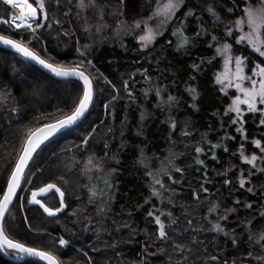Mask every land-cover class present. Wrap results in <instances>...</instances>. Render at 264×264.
Segmentation results:
<instances>
[{
    "label": "trees",
    "instance_id": "trees-1",
    "mask_svg": "<svg viewBox=\"0 0 264 264\" xmlns=\"http://www.w3.org/2000/svg\"><path fill=\"white\" fill-rule=\"evenodd\" d=\"M110 2L116 5L119 0ZM197 2L191 0L188 6L192 7ZM49 6H52L51 3ZM69 7H64L63 11ZM147 10L145 8L144 12ZM10 13L11 7L0 2V20H10ZM204 15L208 21L207 26L211 28V18L206 12ZM57 17L64 24L63 29L56 25L50 34L46 29H41L44 38L39 42L32 41L36 45L35 50L41 52L49 62H53L52 57L71 59L77 51V40L83 43L71 19L64 17L62 12L57 13ZM66 30L69 31L68 36L64 35ZM196 30V22H193L186 34L194 35ZM72 32L75 35H71ZM216 32L222 33L223 25ZM18 33L25 34V30L0 24V35L19 39ZM25 35L31 37L30 32ZM28 38L24 39V43H28ZM169 39L175 40L171 37V28L144 51L139 50L133 36L124 38L121 44L105 43L88 51V59L94 65L86 69L93 77V104L79 124L51 138L34 155V160L25 172L26 179L32 183L22 180L21 188L9 206L15 215V221L9 222L14 223L15 227L11 232L8 231V225L5 229L11 239L40 250L52 251L59 256L62 264H85L87 257H83L84 251L96 259L98 264H105V261L110 264H139L142 260H156V264H163V257H147L143 254L146 243L151 244L155 239L153 232L157 226L148 216V211L153 210V206L157 207L158 202L151 195L150 177L146 175L144 167L137 165V161L143 149L147 158L155 159L152 166L156 167L158 160L167 157L170 151H175L182 153L175 163L183 169V176L172 173L173 178L178 180L175 185L167 177H162L165 184L175 189L174 195L167 193L172 196L174 204L166 205V209L178 218L181 228L185 226L186 219L191 218L194 226L203 225L206 229L211 225L203 217L208 215L212 205H217L221 213L235 209L223 222L227 237L210 231L189 232L188 236L190 238L195 235L204 242L201 248L206 246L208 249L204 257L206 264H216L208 259L212 254H216L221 262L227 260V264H233L234 259L247 254L250 242L247 240L245 222L252 221L253 232L264 229V216L261 215L264 209V173L249 178V169L238 156L241 135L235 131V126H229L227 117H223L225 125L221 128L220 119L230 101L214 81V73L220 70L219 60L203 64L202 70L196 73L197 79H190L193 75V62L199 64L201 59L214 55V50L207 47L210 37H204L194 47H189L187 54L184 50L175 51L168 45ZM243 51L250 54V49ZM251 55L256 56L254 53ZM146 78L154 81L151 85L153 89L147 97L141 93L145 89ZM105 81H111V84ZM124 81H128V91L132 92L133 98L128 97ZM77 85L82 86L72 80L57 81L18 55L0 49V97H4L7 92L12 93L6 101L0 103V198L7 188L6 180L22 153L23 141L29 129L49 122L50 118L44 113H55L56 117H60L62 113L59 109L70 103L69 97L74 96ZM189 85L195 86L199 92L196 101L187 91ZM157 88L160 89L159 97L156 95ZM169 94L176 98L177 103L171 108L167 104L162 108L157 107L161 100L167 101ZM11 108L18 111H9ZM35 117H40L39 121ZM170 118L177 123L175 132L169 126ZM246 120L248 140L244 149L248 155L253 152L257 154L259 151L251 141L264 137V129L257 127L258 120L254 123L251 113L247 114ZM186 123L192 133L188 137L181 135V129ZM138 132L142 134L138 135ZM226 133L236 139L225 140ZM204 136L212 144L220 143V147L212 150L217 160L210 158L212 152L208 151L210 145L202 141ZM85 139L89 140L88 145L83 143ZM104 142L109 144V157L118 154L119 162L112 161L116 171L111 177L113 187L110 192L103 178L91 183L89 188L94 187L98 195L90 203L87 178L80 174L81 162L90 156L95 160L103 157ZM197 145L204 148V153L199 157L204 165L196 163L194 148ZM224 146L228 147L227 152L223 150ZM229 168L232 170L228 171L227 176L219 174ZM241 169L244 170L246 181H250L246 182L244 189L239 187ZM59 177H63V180ZM225 179H230L231 183L225 184ZM47 183H54L65 191L70 208L80 209L77 216L67 215L70 209H66L56 217H49L38 205L27 203V193ZM201 185L208 191L203 192ZM253 186L254 192L246 190ZM25 189L27 192L24 193ZM195 192L199 193V201L195 198ZM105 195L107 210L101 213L98 211L97 200ZM109 195L112 200L107 203ZM19 198H22L23 208L18 207ZM38 199L53 207L59 204V195L54 191ZM146 200L151 202L145 203ZM245 204H251L252 208H246ZM5 215L7 218L9 214ZM25 217L31 221V225L24 220ZM212 218L215 219L214 216ZM162 220L168 223L166 217ZM233 235H236L238 241L235 247L230 239ZM60 237L70 240V245L61 248ZM93 245L100 251H93ZM152 250H155V246ZM5 255L11 259L21 258L14 253ZM0 264L43 263L32 259L14 262L0 253Z\"/></svg>",
    "mask_w": 264,
    "mask_h": 264
},
{
    "label": "snow or ice",
    "instance_id": "snow-or-ice-1",
    "mask_svg": "<svg viewBox=\"0 0 264 264\" xmlns=\"http://www.w3.org/2000/svg\"><path fill=\"white\" fill-rule=\"evenodd\" d=\"M4 5L11 7H19L21 15L19 20L15 16L9 20L4 18L0 20V24L12 27L15 25L17 29L23 28L26 33H31V37H26L25 34L18 33L19 39H14L9 35H0V44L5 47L15 50L23 58L34 61L35 63L47 69L53 76L69 80L75 78L77 81H82V86L77 85L74 96H70V103H66L64 108H60L62 113L60 117H56L55 113H44L50 120L47 123L30 128L27 132L26 139L23 141L22 154L19 156L14 170L6 180L7 190L3 192L0 198V252L5 254H15L17 257H33L38 261H44L46 264H62L59 256L52 251L40 250L35 246H27L25 243L18 242L11 239L6 234V225L8 231L11 232L15 224H9L10 221H15V215L11 213L9 206L13 203V197L17 195V189L21 188V181L31 184V180L25 177V169L29 168V162L34 160V154L41 145L49 140L50 137L59 133L61 130L70 129L76 125L78 121L89 111L90 106L93 104L94 97V82L91 73H87L86 69L94 67L92 61L87 59L86 52L90 45H84V51L77 48L80 59L73 62L72 66H65L58 62L52 63L45 59L41 52L35 50L36 45L32 43L33 40L39 42L44 38L41 29H51L53 23L63 29L64 24L57 17V13L62 12L66 18H72V9H75V19L82 20L81 27L86 33H91L95 28L97 33L102 32L105 28L112 27L108 18H115V31L119 35L131 34L134 38L138 39L141 50L149 49L157 40L158 36H163L165 30L171 25V37L175 38L168 40V45L172 46L175 51H187L189 47H194L199 40L204 37H210L207 41V47L214 49V55L208 59H201L200 63L193 62L191 65L193 75L191 80H196V73L202 70V65L212 64L213 61L219 60L220 70L214 73V81L220 86L219 90L224 96H227L230 103L223 111L221 116V128L224 127L225 121L223 117L228 118L229 126H235V131L242 137L240 147L238 149L240 159L243 164L251 165L248 170V176H254L257 173H264V167H257V161L264 165V143L261 139H253L251 144L255 149H259V155L255 152L251 156L245 154L244 144L248 140L247 129L245 127L247 114H252L253 122L258 120L257 127L264 129V0H198V2L189 7L188 4L191 0H147L148 14L144 15L145 4L140 3L138 0H119V6L113 5L110 0H22V3L17 4L16 0H0ZM51 3L52 6H49ZM33 5H36L35 7ZM71 6L67 11H63L64 7ZM211 18V28H209L208 21L205 19L204 13ZM131 17V19H128ZM139 17V18H137ZM95 19V25L90 24V20ZM51 20V22H50ZM43 21V22H41ZM196 22V31L194 35H187L189 26ZM223 25V32L217 34L216 30ZM64 35L68 36L69 31H64ZM71 35H75L72 32ZM28 38V43H24V39ZM79 44V41H77ZM31 45V46H30ZM250 49V54H245L243 50ZM46 50V49H45ZM251 53L256 54L255 57ZM96 79H99L98 77ZM71 82V81H69ZM106 84H111V81H105ZM124 89L127 91L129 98L132 97V92L128 91L129 83L124 81ZM232 89V92H229ZM187 91L192 96L193 101H196L199 92L195 86L189 85ZM147 95V92H145ZM157 97L160 96V89L156 90ZM12 96V93L7 92L4 97H0V103L7 100ZM177 103L175 97L169 94L167 101L161 100L157 107L162 108L165 104L171 108ZM194 106V105H193ZM107 108V106H105ZM65 108L68 109L65 112ZM9 111H18L16 108H11ZM218 115V113H213ZM143 119V116L141 117ZM39 121L40 117H35ZM170 128L175 132L177 123L174 119L168 121ZM189 125L186 123L185 127L181 129V135L184 137L191 136L192 133L188 130ZM111 131V129H109ZM142 134L141 132L137 133ZM171 139V134L169 136ZM225 140H235L236 137L229 136L227 133L224 136ZM202 141L207 142L210 147L209 152H212L211 159L217 160V156L213 149L220 147V143L212 144L207 140V137H202ZM88 145L89 140L83 141ZM187 147V145H185ZM103 148L105 149L104 156L99 160H94L91 156L88 158L85 172H90L95 167L96 171L104 172L105 165L103 161L109 159L110 161L118 160V154H113L109 157L108 142H104ZM225 152L228 147L224 146ZM196 155V163L204 165V161L199 157L204 153V148L200 145L194 148ZM182 153L170 151L168 156L165 157L166 164L162 162V166L157 170L158 174H154L143 149H141L138 156V163L145 166L146 175L151 177V195L159 198L161 204H174L172 196L164 197L163 193L175 194V189L165 184L162 177H167L172 185L178 183L177 179L173 178L172 173H180L183 176V169L176 165L175 160L179 159ZM236 155V153H233ZM234 167V166H233ZM232 168L219 173L227 176L228 171ZM255 170V171H253ZM115 169H109L107 174L103 177L104 183L108 191L113 187L111 177L115 173ZM207 176V173H205ZM63 180V177H59ZM246 181L244 178V170L241 169V177L239 179V187L245 188ZM67 183V181H65ZM207 183V180H205ZM225 184H230V179H225ZM159 185V188L156 186ZM203 192H207V188L203 185L200 186ZM248 192H254V186L246 189ZM59 195V204L56 207L49 206L42 202L38 197H44L48 193ZM98 195L94 187L89 188V202H94L95 197ZM195 198L199 201L200 196L198 192L194 193ZM79 199V196H77ZM19 208H23L22 198H19ZM112 197L109 195L108 202L110 203ZM146 200L145 203H150ZM27 203L38 205L40 209L49 217H56L59 213L65 212L70 209L67 215L77 216L80 209L72 210L65 198V191L54 183H47L45 186L40 187L36 191L31 192V197ZM240 203L239 200L236 201ZM246 208L251 209V204H245ZM217 205H212L209 208V214L216 211ZM107 210V204L98 208L99 212ZM235 209L226 210L225 214L217 217V222L208 220L205 216L203 219L208 220L210 228H205L203 225H193V219L187 218L185 226L180 227L178 218L173 216L171 211H165L160 208H155L148 211V216L154 220L157 227L153 232L155 239L151 244L146 243L144 255L147 257H163V264H206L204 257L208 254L207 247L201 248L203 241L198 237L192 235L190 238L188 233L197 232H215L223 234L226 237L228 233L219 221L227 220L228 214ZM6 213L8 217L6 218ZM158 213V214H157ZM264 216V213H261ZM162 217H166L168 223L166 224ZM31 225V221L27 217L24 218ZM252 221L245 222L244 227L247 231V240L249 243V250L245 256L238 259L239 264H264V229L258 232L251 230ZM175 226V227H173ZM235 232V229H233ZM233 246L238 243L236 235L230 237ZM70 240L64 237L59 238V245L61 248H66L70 245ZM153 246L155 250L153 251ZM117 247V245H112ZM8 250H12L9 252ZM93 251H100L93 245ZM83 257H87L85 264H98L97 260L92 258L87 251L82 253ZM216 264H227V260L221 262L216 254L208 256ZM237 259L233 260V264H237ZM105 264H110L105 261ZM139 264H156V260H142Z\"/></svg>",
    "mask_w": 264,
    "mask_h": 264
},
{
    "label": "rangeland",
    "instance_id": "rangeland-1",
    "mask_svg": "<svg viewBox=\"0 0 264 264\" xmlns=\"http://www.w3.org/2000/svg\"><path fill=\"white\" fill-rule=\"evenodd\" d=\"M103 2H104V0H102ZM29 2H31V0H29ZM73 2H75V0H73ZM140 3H143V4H145V8H147L148 9V7H147V0H139L138 1V4H140ZM34 7L36 6V5H33ZM116 6H119V3L118 4H116ZM139 6V5H138ZM72 14H73V16H72V18H71V22L73 23V25H74V28L75 29H77L78 31H79V34L81 35V38L83 39V43L81 44V43H79V44H77V48L79 47L80 48V50L81 51H84V47H82L83 49H81V46L83 45H90L91 47H89L88 48V50H87V52H86V57H87V59H88V51L89 50H91V49H93V48H95V47H99L101 44H105V43H118V44H121V41L124 39V38H126V37H129V36H133V35H131V34H123V33H121V34H117L116 33V31H115V18H108V21H109V23L112 25V27H109V28H105L102 32H100V33H97L96 31H95V28H93L92 29V31H91V33H86V32H84L83 31V28L81 27V25L83 24V21L82 20H77V19H75V9H72ZM147 14H148V10L146 11V12H144V15L145 16H147ZM21 15V12H20V8L19 7H11V13H10V20H11V18L13 17V16H15L16 18H17V20H18V18H19V16ZM137 18H139V17H137ZM128 19H131V17H129ZM42 22V21H41ZM51 22V21H50ZM95 23H96V21H95V19H92V20H90V24H92V25H95ZM53 25L54 26H52V28L51 29H47V28H45L46 29V31L48 32V34H50V32H52L53 31V27H55L56 26V24H54L53 23ZM14 29H17L16 27H15V25H13L12 26ZM172 26L171 25H169L168 26V28L167 29H169V28H171ZM18 30H24L23 28H19ZM166 31V30H165ZM158 37H160V36H158ZM157 37V38H158ZM77 41H79V40H77ZM135 43L137 44V46H138V48H139V50H141V48H140V44L138 43V39L137 38H135ZM81 45V46H80ZM46 50H47V47H46ZM65 51L67 50L66 48L64 49ZM63 50V51H64ZM144 50H146V49H144ZM144 50H142V51H144ZM214 50V49H213ZM62 54V53H61ZM52 63H56V62H58V63H60V64H62V65H65V66H72V64H73V62L74 61H76V60H78V59H80V57H79V53L76 51V54H73V56H72V58L71 59H69V60H66V59H63V60H61V59H59V58H57V57H52ZM145 81H147V83H145V89H143V91H141V93H142V95H144L145 97H147L148 96V94H149V92L150 91H152V82H154V81H152V80H149L148 78H146V80ZM151 82V83H150ZM218 85V84H217ZM219 86V85H218ZM220 87V86H219ZM233 90L232 89H229V92H232ZM145 92H147V95H145ZM258 151H259V149H258ZM245 154H246V152H245ZM260 153L258 152L257 153V155H259ZM246 155H248V154H246ZM252 155V154H251ZM251 155H248V156H251ZM238 156H239V152H238ZM92 157V156H91ZM89 158V157H88ZM88 158H85L82 162H81V169H80V174L81 175H83L84 177H86L87 179V186H88V188H89V186L91 185V183L92 182H95L96 180H98V179H102L106 174H107V172H108V170L109 169H112L113 168V166H112V161H110L109 159H105L104 160V162H103V164L105 165V169H104V172H99V171H96L95 170V167H93V170L92 171H90V172H85V167H86V164H87V161H88ZM93 158V157H92ZM149 158V157H148ZM94 159V158H93ZM95 160V159H94ZM153 160H155V159H153V158H150L149 159V161H148V164H149V166H150V169H151V171L154 173V174H158V172H157V170L158 169H160L161 168V166H162V162L164 163V164H166L167 163V161L165 160V157L162 159V160H158L157 161V164H156V167H153L152 166V162H153ZM239 160L241 161V159H240V156H239ZM242 162V161H241ZM137 165L139 166V167H144L145 168V166L143 165V164H141V163H138V161H137ZM247 167H248V169H251V165H247ZM257 167H263V165H261L260 164V162L259 161H257ZM253 171H255V170H253ZM258 174V173H257ZM240 177H241V171L239 172V179H240ZM250 178V177H249ZM150 179H151V177H150ZM245 180H247L246 178H245ZM151 182H152V180H151ZM158 187L157 188H159V185H157ZM25 192H27L26 191V189L24 190V193ZM163 195H164V197L165 198H167L168 196H170V194L168 195L167 194V192L166 193H163ZM27 197H28V199H30V197H31V193H27ZM105 197H107V195H105L101 200H97V203H98V205H99V207L100 206H102V205H105ZM156 198V200H157V202H158V206L157 207H155V208H160V209H162V210H165V211H168L167 209H166V205H168V203H165V204H161V202H160V200H159V198H157V197H155ZM263 213H264V209H263ZM158 214V213H157ZM223 214H225V213H221L220 212V210H219V208L217 207V209H216V211H214V212H212L211 214H209L208 213V215H207V217H208V220H211V221H213V222H217V217L219 216V215H223ZM212 216H214L215 217V219L214 218H212ZM162 219H163V217H162ZM207 220V221H208ZM224 221H226V220H222V221H219L220 223H221V225L223 226V222ZM158 227V226H157Z\"/></svg>",
    "mask_w": 264,
    "mask_h": 264
},
{
    "label": "water",
    "instance_id": "water-1",
    "mask_svg": "<svg viewBox=\"0 0 264 264\" xmlns=\"http://www.w3.org/2000/svg\"><path fill=\"white\" fill-rule=\"evenodd\" d=\"M16 3H17V4L22 3V0H16ZM10 7H11V6H10ZM0 49L5 50V51H8V52H10V53H13V54L18 55L19 57L23 58V57L20 56L18 53H16L15 50H13V49H11V48H8V47H5V46L2 45V44H0ZM23 59L26 60L27 62L31 63L33 66H35L36 68H38L39 70H41L42 72H44L46 75L52 77L53 79H55V80H57V81H71V80H72V81H76V82H78V83H80V84L82 85V81H77L74 77H73V78H69V80H64V79H62V78L55 77V76H53L50 72H48L47 69H44L42 66H40V65L37 64V63H35L34 61H30V60H27V59H25V58H23ZM89 109H90V108H89ZM86 114H87V113H86ZM86 114H85V115H86ZM84 117H85V116H84ZM84 117H82L81 120L77 122V124H79V123L82 121V119H83ZM77 124H76V125H77ZM76 125H74V126H76ZM74 126H72V127H74ZM72 127H71V128H72ZM66 130H68V129L61 130L59 133H57V134H55L54 136L50 137L49 140H50L51 138L55 137L56 135H58V134H60V133H62V132H64V131H66ZM49 140H47V141H49ZM47 141H45L42 145H44ZM42 145H41V146H42ZM38 150H39V149H37V151H38ZM21 154H22V153H21ZM35 154H36V153H35ZM35 154H34V155H35ZM30 162H31V161H30ZM30 162H29V164H30ZM26 170H27V169H25V172H26ZM21 182H22V181H21ZM6 190H7V188H6ZM6 190H5V191H6ZM18 190H19V189H17V193H18ZM14 198H15V197H13V200H14ZM8 251H11V252H12V250H8ZM0 253H1V255H2L3 257H5L6 259H9V260L14 261V262H22V261H25V260H28V259H32V260H36V261H38L37 258L28 257V256H24V257H21V258H19V259H11V258L7 257V256L4 254V252H0ZM39 262H41V263H43V264H46V262H44V261H39Z\"/></svg>",
    "mask_w": 264,
    "mask_h": 264
},
{
    "label": "bare ground",
    "instance_id": "bare-ground-1",
    "mask_svg": "<svg viewBox=\"0 0 264 264\" xmlns=\"http://www.w3.org/2000/svg\"><path fill=\"white\" fill-rule=\"evenodd\" d=\"M20 17V16H19ZM18 20H19V18H18Z\"/></svg>",
    "mask_w": 264,
    "mask_h": 264
}]
</instances>
